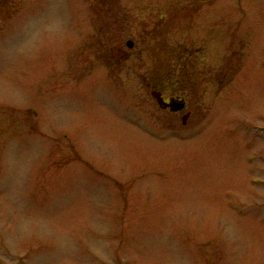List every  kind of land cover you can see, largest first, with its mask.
<instances>
[{"label":"rangeland","instance_id":"obj_1","mask_svg":"<svg viewBox=\"0 0 264 264\" xmlns=\"http://www.w3.org/2000/svg\"><path fill=\"white\" fill-rule=\"evenodd\" d=\"M125 1L115 39L149 47L127 63L158 64L200 112L156 128L144 80L93 52L96 0H14L0 264H264V0Z\"/></svg>","mask_w":264,"mask_h":264},{"label":"flooded vegetation","instance_id":"obj_2","mask_svg":"<svg viewBox=\"0 0 264 264\" xmlns=\"http://www.w3.org/2000/svg\"><path fill=\"white\" fill-rule=\"evenodd\" d=\"M93 1V0H92ZM98 3L95 6L99 7V14L97 15V22L105 21V25L95 26V31L92 37V49L96 57L101 63L104 62V66L107 71L112 70H128L134 71V75L141 77L143 82L146 83L148 87V92L150 94L151 103L160 116V121L155 119V126L158 130H163L160 128L164 123V118L169 121L166 124L164 130L168 131H180L184 130L188 125L189 120L194 116V113L200 112V106L197 103H191L188 99L189 89H187L185 84H182L179 80L174 83V79H169L166 74L160 72V66L157 64L154 66L153 70L157 74H152V78L144 79L142 72L143 64H137L136 68L132 64H128L133 56L140 58L145 51H149V47H138L135 40H121L115 39L116 33L119 32L118 26L124 23L126 28V23L128 19V9L125 0H96ZM106 2V4H104ZM108 2V3H107ZM14 0H0V15L4 12H9L13 6ZM101 20V21H100ZM128 24V23H127ZM162 25H158L155 29L158 30ZM151 28H148V30ZM133 26L130 25L128 33L132 35ZM135 32L144 35V26H135ZM129 37V36H128ZM162 50V49H159ZM162 53H170L175 55V52L163 50ZM104 67V68H105ZM152 69V68H151ZM110 73L107 74V76ZM175 86L177 87L175 89ZM183 86V88H182ZM174 87V88H173ZM163 118V119H162ZM163 123V124H162Z\"/></svg>","mask_w":264,"mask_h":264}]
</instances>
